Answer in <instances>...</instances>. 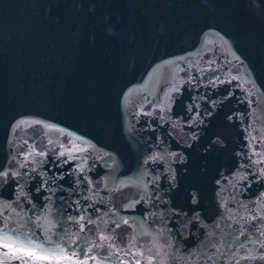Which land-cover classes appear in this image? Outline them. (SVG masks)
Segmentation results:
<instances>
[{"label":"water","instance_id":"water-1","mask_svg":"<svg viewBox=\"0 0 264 264\" xmlns=\"http://www.w3.org/2000/svg\"><path fill=\"white\" fill-rule=\"evenodd\" d=\"M25 261L264 264V0H0V264Z\"/></svg>","mask_w":264,"mask_h":264},{"label":"snow or ice","instance_id":"snow-or-ice-1","mask_svg":"<svg viewBox=\"0 0 264 264\" xmlns=\"http://www.w3.org/2000/svg\"><path fill=\"white\" fill-rule=\"evenodd\" d=\"M5 247H10V245L5 244ZM18 251H21L23 253V255H30V256H35L36 255L33 252H27L25 250H18ZM37 259H47V258H45V257H37ZM24 264H27V262L25 261Z\"/></svg>","mask_w":264,"mask_h":264}]
</instances>
